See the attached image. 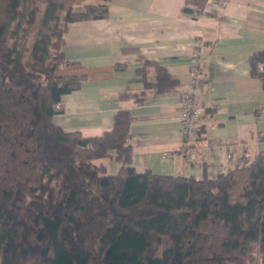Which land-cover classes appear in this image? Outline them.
<instances>
[{
	"label": "trees",
	"instance_id": "1",
	"mask_svg": "<svg viewBox=\"0 0 264 264\" xmlns=\"http://www.w3.org/2000/svg\"><path fill=\"white\" fill-rule=\"evenodd\" d=\"M83 1L0 0V264H264V150L214 178L138 172L129 109L97 135L53 122L86 78L60 49L67 23L108 15ZM249 63L264 84V48ZM138 73L135 102L179 86L155 59Z\"/></svg>",
	"mask_w": 264,
	"mask_h": 264
},
{
	"label": "crops",
	"instance_id": "2",
	"mask_svg": "<svg viewBox=\"0 0 264 264\" xmlns=\"http://www.w3.org/2000/svg\"><path fill=\"white\" fill-rule=\"evenodd\" d=\"M90 2H104L108 15L70 21L62 33L60 49L78 64L69 70L86 78L61 96L55 124L97 135L112 127L118 109L127 108L132 165L161 175L214 178L264 150V84L249 63L251 52L264 48V0H207L201 11L185 0H84L73 10ZM194 51L196 78L189 74ZM146 58L163 65L179 86L149 89L135 102L131 94L144 86L138 68ZM146 78L154 81L155 75L149 71ZM188 94L201 111L183 139L180 110ZM182 144L192 155L180 150ZM166 150L178 152L167 157ZM109 157L101 161L106 169Z\"/></svg>",
	"mask_w": 264,
	"mask_h": 264
},
{
	"label": "built area",
	"instance_id": "3",
	"mask_svg": "<svg viewBox=\"0 0 264 264\" xmlns=\"http://www.w3.org/2000/svg\"><path fill=\"white\" fill-rule=\"evenodd\" d=\"M259 67L261 68L262 65L260 64ZM199 73V55L197 51H194L190 57V76L192 78H196ZM56 107H60V103L56 104ZM201 111L200 105L198 101L192 94H188L181 102V110H180V117L184 120L183 125L181 127V136L183 139L187 138L188 133L193 130L195 127L191 124V120L194 116H196ZM180 150L184 152L186 155H192V149L187 144H182L180 146ZM178 151L177 150H166L163 151L162 154L167 157H173ZM231 154L228 153V157Z\"/></svg>",
	"mask_w": 264,
	"mask_h": 264
},
{
	"label": "rangeland",
	"instance_id": "4",
	"mask_svg": "<svg viewBox=\"0 0 264 264\" xmlns=\"http://www.w3.org/2000/svg\"><path fill=\"white\" fill-rule=\"evenodd\" d=\"M44 7V5H42V8ZM109 156H105L104 158L101 159V161H104L105 159H108ZM109 162H108V168L106 169V172L108 173H114L118 170L120 162L118 160H116L113 157H109Z\"/></svg>",
	"mask_w": 264,
	"mask_h": 264
}]
</instances>
